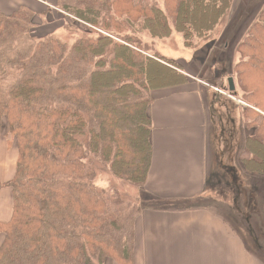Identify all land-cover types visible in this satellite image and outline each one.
<instances>
[{"label": "trees", "instance_id": "16d2710c", "mask_svg": "<svg viewBox=\"0 0 264 264\" xmlns=\"http://www.w3.org/2000/svg\"><path fill=\"white\" fill-rule=\"evenodd\" d=\"M233 3L56 0V10L92 35L71 45L52 33L35 35L41 25L29 9L0 15V136L17 151L13 179L0 183L12 193L11 218L0 222V264H132L142 207L112 182L99 186L98 166L147 195L151 92L188 82L142 34L161 40L175 32L192 47L216 30ZM248 28L235 71L251 119L237 160L245 175L264 177V3ZM224 106L218 122L233 139L234 108ZM233 146L225 140L221 148L230 156ZM190 203L154 198L152 204L184 209Z\"/></svg>", "mask_w": 264, "mask_h": 264}, {"label": "crops", "instance_id": "0c3cea01", "mask_svg": "<svg viewBox=\"0 0 264 264\" xmlns=\"http://www.w3.org/2000/svg\"><path fill=\"white\" fill-rule=\"evenodd\" d=\"M55 4L56 0H0V15L8 16L26 8L36 14V22L46 11H56ZM208 94V90L188 84L151 92L148 114L152 122V157L144 186L148 195L160 200H192L204 192L206 180L211 178L249 183L262 179L245 175L240 168L237 158L246 137L240 124L236 126L239 145L231 150L232 162L224 148L220 153L213 150L211 153H219L217 159L208 161L207 127L219 111L215 101L209 100L208 104ZM16 160V148L0 136V183L13 179ZM216 161L223 176L214 167ZM11 214V190L2 188L0 222H8ZM227 217L223 209L214 207H143L134 225L132 264H264L242 241L240 228Z\"/></svg>", "mask_w": 264, "mask_h": 264}, {"label": "rangeland", "instance_id": "374dc122", "mask_svg": "<svg viewBox=\"0 0 264 264\" xmlns=\"http://www.w3.org/2000/svg\"><path fill=\"white\" fill-rule=\"evenodd\" d=\"M263 3L264 0H234L231 10L216 30L204 40H194L193 46L189 48L184 46L181 35L175 32L172 33L171 37L161 40H151L146 33L142 34V40L149 45L153 53L172 60L176 66L182 68L181 72L188 78V85L200 88L205 92L209 91L208 104L209 100L210 102H216L214 106L219 108V113H214L213 120L210 119L212 123L210 122L207 127L208 144L211 148L210 151L207 145L208 161L217 159L216 155L222 150L221 146L225 140H228L230 144L232 142L233 149H237L238 143L236 145L235 139H237L236 134L238 131L236 132V126L240 124V130L242 129L241 132H243L246 122L251 119L250 116L247 117V114L244 113V109L248 105L242 100L244 92L240 87L239 71H235V66L240 61V54L237 52L238 46L246 37L249 31L248 27L256 20ZM157 4L162 7V0H157ZM48 21L50 24H48ZM36 22L41 26L36 27L35 35L45 37L52 33L54 37L67 45H71L81 35L92 36L89 32L82 30L80 23L72 21L68 15L60 10L46 11L42 14V17L37 18ZM250 73L252 74V72ZM229 78L232 79L234 92L237 93L238 97L232 96L233 92L228 91L227 80ZM196 82H200L201 85L196 84ZM224 103L228 107L234 108H231L232 113L230 114L231 120H235V125H232L233 139H227V134L221 132V123L218 122L220 119L218 115L225 110ZM229 129H231V126ZM243 135L245 136V133ZM215 149L219 153H211ZM260 152L263 154L264 150ZM100 167L98 166L97 177L99 186H107L112 182L117 185L123 194L138 199L137 204H140V207L156 206L152 204L154 196L148 195V193H146L147 195H141L137 188L121 184L112 177L106 167ZM214 167L217 169L218 175H224L219 167V162L216 161ZM258 178L262 179L252 180L251 183L248 180H218L215 178L206 180L204 192L190 200L189 207L223 209L228 217L230 216L232 219V221L229 219L231 224L234 223L240 228L242 241L264 261V218L262 216V212H264V177ZM233 211H235V214ZM107 261L110 262V260Z\"/></svg>", "mask_w": 264, "mask_h": 264}, {"label": "water", "instance_id": "95a60500", "mask_svg": "<svg viewBox=\"0 0 264 264\" xmlns=\"http://www.w3.org/2000/svg\"><path fill=\"white\" fill-rule=\"evenodd\" d=\"M227 83H228V91H229L230 93H232V92L234 91V84H233V82H232V79L229 78V79L227 80Z\"/></svg>", "mask_w": 264, "mask_h": 264}, {"label": "bare ground", "instance_id": "6f19581e", "mask_svg": "<svg viewBox=\"0 0 264 264\" xmlns=\"http://www.w3.org/2000/svg\"><path fill=\"white\" fill-rule=\"evenodd\" d=\"M167 83H169V82L166 81V82L154 83L153 85H154V86H158V85H163V84H167Z\"/></svg>", "mask_w": 264, "mask_h": 264}]
</instances>
